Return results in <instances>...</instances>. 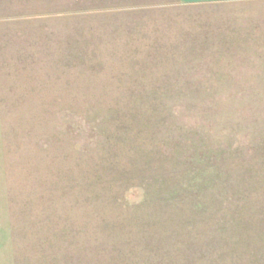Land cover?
<instances>
[{"label": "rangeland", "instance_id": "obj_1", "mask_svg": "<svg viewBox=\"0 0 264 264\" xmlns=\"http://www.w3.org/2000/svg\"><path fill=\"white\" fill-rule=\"evenodd\" d=\"M0 264H264V1L0 0Z\"/></svg>", "mask_w": 264, "mask_h": 264}, {"label": "crops", "instance_id": "obj_2", "mask_svg": "<svg viewBox=\"0 0 264 264\" xmlns=\"http://www.w3.org/2000/svg\"><path fill=\"white\" fill-rule=\"evenodd\" d=\"M187 5L216 4V3H238V2H260L264 0H180Z\"/></svg>", "mask_w": 264, "mask_h": 264}]
</instances>
